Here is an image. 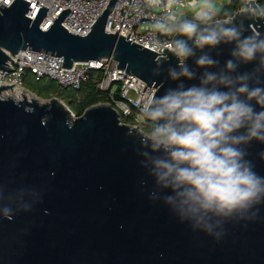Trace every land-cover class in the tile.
<instances>
[{
  "label": "water",
  "instance_id": "water-1",
  "mask_svg": "<svg viewBox=\"0 0 264 264\" xmlns=\"http://www.w3.org/2000/svg\"><path fill=\"white\" fill-rule=\"evenodd\" d=\"M259 1H249L251 9ZM115 2L86 36L61 27L68 9L43 30L47 9L39 8L32 20L23 0L0 6V71L24 50L61 58L66 69L111 58L116 69L154 88L153 97L162 96L175 87L166 69L175 67L176 58L166 48L165 57L157 58L117 32H105ZM233 17L243 21L245 36H264V17L251 10ZM232 47L218 49L221 65ZM194 61L187 63L195 68ZM9 88L0 87V264H264V206L257 220L227 222L219 242L194 232L163 201L148 199L137 145L126 136L132 127L110 105L74 116L56 98L40 104L4 97ZM248 151L255 171L264 175V143L254 140Z\"/></svg>",
  "mask_w": 264,
  "mask_h": 264
},
{
  "label": "clouds",
  "instance_id": "clouds-1",
  "mask_svg": "<svg viewBox=\"0 0 264 264\" xmlns=\"http://www.w3.org/2000/svg\"><path fill=\"white\" fill-rule=\"evenodd\" d=\"M132 11L158 14L146 30L177 61L166 69L175 87L142 100L143 127L126 130L145 172L141 188L219 242L227 222L257 220L264 206V175L248 159L252 142L264 143V36H245L243 21L221 18L216 0H132ZM251 11L264 17V8ZM222 45L233 47L221 65ZM246 65L254 67L239 71Z\"/></svg>",
  "mask_w": 264,
  "mask_h": 264
},
{
  "label": "built area",
  "instance_id": "built-area-1",
  "mask_svg": "<svg viewBox=\"0 0 264 264\" xmlns=\"http://www.w3.org/2000/svg\"><path fill=\"white\" fill-rule=\"evenodd\" d=\"M13 1L0 0V6L8 7ZM23 1L29 4L26 16L32 20L35 19L39 8L47 9L41 25L43 30H46L63 10L68 9L69 13L62 20L61 27L71 34L86 36L110 0ZM232 1L238 4V9L232 15L235 16L252 10L248 2L257 0H223L222 6L228 5ZM153 15L158 14L151 12L144 16L136 14L132 11V0H116L107 17L104 30L109 34L117 32L118 36L127 39L130 43L160 54L157 55V58L165 57L164 48L154 47L153 34L146 30L152 22ZM168 39L170 38L160 37L161 42ZM167 51L169 50L167 49ZM62 63V59L58 57L30 50L20 51L16 55L10 56L8 69L0 71V87L11 86L5 91L6 93L14 91L29 93L22 88V78L29 71L38 81L48 78L55 82L61 90L70 88L76 91L80 101L83 98L81 88L84 84L91 82L101 97L105 95L107 102L105 103L116 111L122 123L136 128L143 127V122L139 120L141 116L140 104L144 99L153 98L154 88L150 87L148 90L146 83L139 78L116 69L117 62L111 58L101 59L99 62L75 63L70 69L62 67ZM126 120H129L130 123L127 124Z\"/></svg>",
  "mask_w": 264,
  "mask_h": 264
},
{
  "label": "rangeland",
  "instance_id": "rangeland-1",
  "mask_svg": "<svg viewBox=\"0 0 264 264\" xmlns=\"http://www.w3.org/2000/svg\"><path fill=\"white\" fill-rule=\"evenodd\" d=\"M220 3H223V0H219ZM22 88L29 92L28 94L37 98L41 103H44V100L56 98L60 100L74 116L77 115V108L80 105V101L78 100L76 91L68 88V89H59L57 84L51 81L48 78H44L41 80H36L34 75H32L29 71L22 78ZM26 93V92H25ZM39 95V96H37ZM103 102H106L105 95H102ZM107 103V102H106ZM139 120L142 121L141 116ZM127 124L130 123L129 120L125 121Z\"/></svg>",
  "mask_w": 264,
  "mask_h": 264
},
{
  "label": "trees",
  "instance_id": "trees-1",
  "mask_svg": "<svg viewBox=\"0 0 264 264\" xmlns=\"http://www.w3.org/2000/svg\"><path fill=\"white\" fill-rule=\"evenodd\" d=\"M257 4L258 7L264 8V0H260ZM237 9L238 4L235 1L230 2L228 5L224 6L221 9V18H227V16L229 15L232 16ZM81 93L83 98L80 100V105L77 108L78 116L82 115L87 108L96 104H100V102H103L101 100L102 97L97 91H95L94 84L91 82H88L83 85V87L81 88Z\"/></svg>",
  "mask_w": 264,
  "mask_h": 264
},
{
  "label": "bare ground",
  "instance_id": "bare-ground-1",
  "mask_svg": "<svg viewBox=\"0 0 264 264\" xmlns=\"http://www.w3.org/2000/svg\"><path fill=\"white\" fill-rule=\"evenodd\" d=\"M3 96H10L16 100H21V99H25L27 100L28 102H37V103H40L41 104V101H39L37 98H35L34 96L28 94V93H23V92H20V91H14V92H11V93H6V92H3ZM23 96V97H22ZM45 103V102H44Z\"/></svg>",
  "mask_w": 264,
  "mask_h": 264
},
{
  "label": "crops",
  "instance_id": "crops-1",
  "mask_svg": "<svg viewBox=\"0 0 264 264\" xmlns=\"http://www.w3.org/2000/svg\"><path fill=\"white\" fill-rule=\"evenodd\" d=\"M216 3H217V7H219L220 9H222V8H223V6H222V4H223V3H220V1H219V0H216Z\"/></svg>",
  "mask_w": 264,
  "mask_h": 264
}]
</instances>
